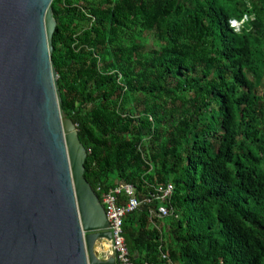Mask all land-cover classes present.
<instances>
[{
    "label": "trees",
    "instance_id": "1",
    "mask_svg": "<svg viewBox=\"0 0 264 264\" xmlns=\"http://www.w3.org/2000/svg\"><path fill=\"white\" fill-rule=\"evenodd\" d=\"M51 7L59 107L84 177L100 200L129 184L139 203L122 221L130 261L264 264V0Z\"/></svg>",
    "mask_w": 264,
    "mask_h": 264
},
{
    "label": "water",
    "instance_id": "2",
    "mask_svg": "<svg viewBox=\"0 0 264 264\" xmlns=\"http://www.w3.org/2000/svg\"><path fill=\"white\" fill-rule=\"evenodd\" d=\"M52 1L0 0V264H118L87 153L60 111Z\"/></svg>",
    "mask_w": 264,
    "mask_h": 264
},
{
    "label": "built area",
    "instance_id": "3",
    "mask_svg": "<svg viewBox=\"0 0 264 264\" xmlns=\"http://www.w3.org/2000/svg\"><path fill=\"white\" fill-rule=\"evenodd\" d=\"M100 191V188H97ZM172 191V187L167 185L165 188H157L160 199L167 198ZM123 196L125 204H118L119 197ZM101 204L104 207L105 215L109 223V228L113 231L114 249L117 256L118 264H133L128 258V252L124 245L122 237V221L125 215L134 209H137L139 203L134 197V188L129 184H117L109 192L101 195ZM171 212L164 207L158 208L157 216L163 218L170 215Z\"/></svg>",
    "mask_w": 264,
    "mask_h": 264
},
{
    "label": "clouds",
    "instance_id": "4",
    "mask_svg": "<svg viewBox=\"0 0 264 264\" xmlns=\"http://www.w3.org/2000/svg\"><path fill=\"white\" fill-rule=\"evenodd\" d=\"M246 20V18L240 20V21H237L235 19H231L229 20V26L233 29H235L236 31L239 30V28L242 26V24L244 23V21ZM262 85H260L261 87Z\"/></svg>",
    "mask_w": 264,
    "mask_h": 264
},
{
    "label": "rangeland",
    "instance_id": "5",
    "mask_svg": "<svg viewBox=\"0 0 264 264\" xmlns=\"http://www.w3.org/2000/svg\"><path fill=\"white\" fill-rule=\"evenodd\" d=\"M152 41L150 40L149 42H147V43H151ZM153 44H155V42H153ZM156 45V44H155ZM264 78V77H263ZM263 86H264V80H263V84H262ZM160 227H162V225H159ZM165 229H166V227H165Z\"/></svg>",
    "mask_w": 264,
    "mask_h": 264
}]
</instances>
